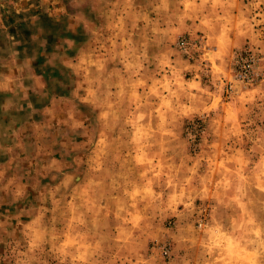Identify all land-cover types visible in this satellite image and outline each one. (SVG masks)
Masks as SVG:
<instances>
[{"label":"clouds","instance_id":"obj_1","mask_svg":"<svg viewBox=\"0 0 264 264\" xmlns=\"http://www.w3.org/2000/svg\"><path fill=\"white\" fill-rule=\"evenodd\" d=\"M0 264H264V0H0Z\"/></svg>","mask_w":264,"mask_h":264}]
</instances>
